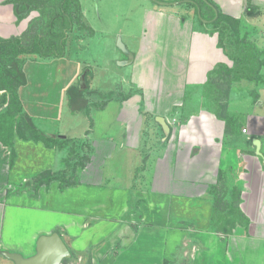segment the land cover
<instances>
[{
    "label": "crops",
    "instance_id": "obj_1",
    "mask_svg": "<svg viewBox=\"0 0 264 264\" xmlns=\"http://www.w3.org/2000/svg\"><path fill=\"white\" fill-rule=\"evenodd\" d=\"M152 1L155 4L144 8L142 12V20L146 23V27L138 49L133 51L130 45L123 42L120 37L117 41L121 44L118 45L119 48L131 54L133 58L129 62L133 68L138 69V73L136 69L134 70L133 80L136 82L135 85L143 89V98L139 95L132 96L133 94L124 98L123 92H120L122 90L109 92V100L112 99L120 104L114 111L113 122L119 126L117 134L82 138L83 146L89 147L88 152L85 151L83 154L89 159L78 171L77 183L60 189L58 188L60 181L53 179L47 186L43 184L38 187L36 197L41 199V192L45 193V188H53V191H50L48 196L45 194L44 197L48 201L51 197L55 199L59 194L64 195L67 200V209L58 207L59 209L56 210L58 205L50 207L63 215H70L73 209L71 205V209L68 205L77 200L78 193L75 190L79 192L84 188L88 193V195L79 194L82 196L83 203L78 208L82 211L85 209V202L91 198L89 191L105 185L107 191L114 193L112 197L108 196L109 203H106L105 208L113 209L112 212L117 213L116 216L121 215L115 222L118 224L123 222L127 214L136 213H128L135 211L133 206L136 197L133 198V195L129 193L126 197L120 198L115 195L116 191L125 186L124 192L133 189V192H136L135 195L137 193L151 195L152 206L158 207L157 202L162 199L166 202L170 201L168 212L158 207L160 209L158 211L162 210L166 213H162L164 216L158 213L153 216L154 221L150 218L145 221L152 224L150 227L154 232L158 230V224L167 227L166 222H168L169 227L165 229L168 233L165 234L158 230L160 235L157 238L172 239L169 237L170 232L178 234V231L185 230H175L170 223L178 222L177 224L180 225V221H185L188 215L186 207L192 205L199 207L205 202L213 204L214 198L209 190L212 185L218 184V171L221 169L225 171V183H229L225 193L227 197L224 200L230 202L234 198L235 191L239 192V212L237 213L244 219V223L241 225L235 220L230 226L231 232L222 233L227 234L225 244L217 245L225 247L226 264H264V80L256 83L244 78L240 81H231L225 108L216 111L217 107H213L211 99H207L208 97L204 94V88L220 65L225 64L229 68L233 66V60L236 59L234 55L236 53L227 52L230 55L226 53L220 43L218 33L210 32L211 29L205 27L211 26L216 16L213 19L203 18L204 20L199 23V13L196 17L188 14V10H193L194 14L196 9L187 4L189 1ZM210 2L216 5L223 14L239 20L240 31L242 34L246 33V36L249 35L248 44L257 48L260 54L262 53L259 56L264 58V0H210ZM207 4L212 7V4ZM209 6H202L199 10L202 13L206 12ZM24 20L25 18L17 22L12 4L7 3L6 0H0L1 37L20 35L26 28L18 31V27ZM90 29L94 32L91 27ZM246 53L244 52V55ZM63 61L65 65L61 67L62 72L64 75L70 74L71 76L69 82L61 90L64 95L70 82L79 76L80 63L78 65L76 59L72 58L67 60L65 58ZM262 74L264 75V66ZM26 76V84L20 86L18 91L23 109L34 118L48 117L45 114L48 110H41L42 104L45 103L43 96L47 93L41 88V84L33 86L29 83L28 75ZM40 77L44 79L43 76ZM61 99H63L61 104L63 101L66 102L64 96ZM140 103H144V107L140 106ZM148 113L151 114L150 118ZM176 123H178L177 126ZM35 124L41 128L36 122ZM157 126L164 134L162 137L159 136L158 143L153 140L154 136L149 140L147 134L148 130L157 132ZM59 132L57 133L59 136L68 137ZM122 132L124 134L121 135ZM257 140L261 155L257 153L255 144ZM12 143L14 157L16 154L17 158L15 160L18 166L16 170L13 169L14 159L11 161L10 145L0 140V251L29 256L35 252L34 243L36 244L37 238L51 231L48 228H38L28 241V250L24 249V252L10 250L8 246H12L13 243L8 242L6 235L3 236L8 225L7 221H10L14 215H9L10 208L29 206L20 200V192L27 191L28 186L31 188L27 181L42 171L31 172L25 168V164L17 165L19 152L22 151L24 155L25 152L35 154L37 151L52 153L54 161L47 169L54 171L59 168L58 163L56 165V159H58L56 151L59 150L48 148L40 141L21 139L17 134L12 136ZM140 149H146L143 156L148 157L147 150L152 152L154 163L149 165L152 167L151 170L148 169L150 174L147 170L138 173L135 170L136 167L134 169L131 166L128 158H119L120 166H115V170L109 168L106 162L107 159H114L115 153L120 154V152L127 151L130 155ZM106 171L111 173L106 174ZM136 185L137 188H135ZM11 191L15 193L12 195ZM32 191L34 193L33 189ZM123 198H125L124 201ZM159 217L162 219L160 220ZM104 218L112 217L110 214L107 215L106 211L101 219ZM58 225L61 224L58 222ZM62 225H65L67 229V226L70 227L72 223L64 222ZM115 230L117 231V227ZM200 230L195 232L196 236H200ZM59 234L63 236L62 233ZM113 235L110 234L109 238ZM115 238L118 240L117 234ZM140 238L143 240L142 237ZM154 239L149 241L152 246L156 240ZM1 260L4 264H14L12 260L3 258L0 254Z\"/></svg>",
    "mask_w": 264,
    "mask_h": 264
},
{
    "label": "rangeland",
    "instance_id": "obj_2",
    "mask_svg": "<svg viewBox=\"0 0 264 264\" xmlns=\"http://www.w3.org/2000/svg\"><path fill=\"white\" fill-rule=\"evenodd\" d=\"M80 3L84 10L83 16L87 27L82 26L79 29L77 24L73 27L72 31L68 34L66 52L63 57L40 58L36 54H22L19 56L23 61L22 68L25 75H28L29 83H32L33 86H39L41 84V88L47 93L43 96L45 103L42 104L41 110H48V113H45L48 117H33L36 119L34 122L50 136L55 137L60 131L59 133L72 139L68 141L66 145L64 144L61 146V148L58 149L59 151H56L58 158L56 159V165L58 163L57 166L59 168L54 170L56 173L63 170V173L69 174L70 176L72 174L71 170L73 168V163L76 162V155L85 151L88 152L89 150L88 146L82 145V138L88 136L94 138L96 135L117 134L119 130V126L113 121L115 117L114 111L117 110L120 104L112 99L109 100V92H118V90H122L123 93L129 95L133 94L132 96L139 95V97L142 96L143 98V89L139 88L137 84H134L136 82L133 80V74L136 68H133L129 62L132 61L133 58L131 54L119 48L120 46H118L119 44L117 41L120 37L123 42L130 45L133 51L138 49L141 41L140 39L144 37V28L146 27V23L142 20L143 9L152 7V5L155 4L152 0H80ZM52 7V11L55 12V6L52 5ZM44 9H42V11L49 17L51 13L48 10H51V8ZM187 9L190 8L187 7ZM41 13V9L39 8L31 11L28 17L25 18V22H21L22 27L19 26L18 31L27 27L28 22L34 17H39L40 23L44 27L48 18L45 15H41ZM188 14L196 17V12L194 11L193 14V10H188ZM202 15L204 17L209 16L211 19L215 18L210 10L204 11ZM203 18L201 19L204 20ZM219 19L218 22H220L221 25L214 22L211 26L205 27L218 33L221 40L220 43L224 47L226 53L232 52L233 54L235 52L239 54L240 47L244 46L245 52L255 57L250 61L251 68L244 70L242 64L236 62L233 67H229L231 73H227L224 78L227 81L231 80L232 75L233 81H240L243 78L250 81V76L254 77L258 75V73H254V69L259 65V52L257 51L255 53L254 51L256 50H250L251 46L247 42L249 40V35L246 36V33L242 34L239 20L237 26L238 32H236V34L231 29V19H223V17ZM223 23L227 24L226 28L222 25ZM88 25L94 32H92ZM147 34L150 37L148 31ZM65 58L66 60L68 58L76 59V63L78 65L80 63L79 76L70 83L74 85L77 84L78 90L83 92L84 99L88 102L86 107L87 110L84 109L79 112L69 110L65 92L64 95L61 92L62 88L71 78V76H69L70 74L64 75V72H62L61 67L65 65L63 61ZM225 67H227L225 64L220 65L217 72L213 74L214 76L212 78L210 77L207 86L204 88V94L208 97L207 99H211L213 107H217L216 111L219 110L218 105L221 103L220 98L227 97L225 90H222V87H220V82L216 81V76H220L219 73H225L223 71ZM262 69L263 67H259L260 75L263 77ZM136 70V73H138V69ZM139 72L142 73L140 70ZM89 73H91V75ZM40 76H43L44 79L42 80ZM1 84L0 81V86ZM27 88L30 89L29 86H27ZM19 89L20 87L18 91ZM3 90L4 89H0V93ZM63 96L66 102L63 101V104H61L63 100L61 97L63 98ZM140 106L144 107V103H140ZM14 110L15 107H13L11 112H6L7 114H5L6 119H12L11 125H16L14 118L17 117V113H15L16 111ZM150 116L151 114L148 113L149 118ZM177 125L178 123H176V126ZM86 131L88 132L85 133ZM148 132L149 140L154 136L153 140L157 143L160 141V137L164 136L159 126H157V132L156 130L155 132L153 130H148ZM122 134H124V132H122L121 135ZM150 134L152 136H150ZM145 150L146 149H140L139 151L137 150L130 153V155L127 151L120 152V154L115 153L113 156V158H115L110 160L107 159L106 162L109 168H114L113 170H115V166H120L119 158H128L131 166H133L134 169L136 167L135 170L138 171V173H142L146 170L148 171V169L151 170L152 167H149V165L154 163L151 151L148 152L147 150L148 157L151 155L149 159H147V155L143 156ZM21 152H19V162L17 165L25 164V168H28L31 172L34 170H36L34 172L40 170L44 171L48 166L53 164L54 161L52 153L46 154L37 151L35 154L25 152L24 155ZM27 155H29V158ZM13 159V162L17 159L16 154ZM14 164L15 167H13V169L16 170L18 167L16 166V161ZM81 168L82 166L77 162L75 168L76 178ZM148 172L150 174V171ZM110 173L106 171V174ZM224 174L225 171L222 178L219 175L217 180L218 184L215 185L217 187L218 197L221 198V203L223 201H225V203L228 202L224 200L227 197L225 193L227 192L229 184L225 183ZM62 180L69 181L67 178ZM71 180L73 179H70V181ZM137 187L136 185L135 188ZM124 188L125 186L116 191L117 193H115V195L120 198L126 197L129 193V195H133V198L136 197V199H134L135 205L133 206L135 211L128 212L136 213L132 215L127 214L123 222L115 224V222L118 221L117 218H120L121 215L116 216L117 213L115 214V212H112L113 209L108 207L105 208V206H107L106 203H109L107 201L108 196L112 197L114 194L112 191H107L105 185L89 191L91 198L85 202L86 206L82 211L78 208L80 207L79 205L83 203L82 196L79 194L88 195V193L84 188L79 192L75 190L78 195H76L77 200H75L73 204L68 205L69 208L71 205L73 209V213L70 212V215H63L61 212L59 213L55 211L54 208L50 207L51 205H58L56 210L59 208L67 209V200L64 195L59 194L55 199L51 197L48 202L44 195L46 194L48 196L49 192L53 191V188H45V193L42 191L41 199H38L36 197L37 190L33 193L32 189L28 186L27 191L25 190L26 192H20V200L29 204V206L24 208L16 207V209L11 207L9 211V215H14L10 221H7L8 225L5 228L6 231L3 236L6 235L8 242L14 245H9L8 248L14 251L22 250L21 252H24V249L28 250L29 239L36 233V230L41 227L42 229L48 228L51 232L58 230L59 233L63 234L61 237L71 252L70 257L63 258L62 261L65 264H226L225 247H220V245L218 246L217 244H225L227 234L222 233H230L232 230L230 226L235 220L240 222L241 225L244 223V219L237 213V207L233 205L228 208V206H226L221 210L213 207V204H207V202L199 207L195 205L186 207L188 211L186 220L180 221V225L177 224L178 222L170 223V226L174 227L175 230H185L178 231V234L170 232L169 237L172 239L165 237L157 238V236L160 235L158 230L165 232V234L168 233L165 231V229L169 227L168 222H166L167 227H162L161 224L157 226L156 222H154L158 229L154 232L150 227L152 224L145 220L150 218L154 221L155 219H152L154 215L156 216L158 213L166 214L162 210H158L162 207L168 212L170 201L166 202L163 199L160 200L157 202L158 208L155 207V205L152 206L150 203V201H152L150 200V198H152L151 195L147 196V194L144 193H137L135 195L134 193L136 192H133V189L129 192H124ZM11 192L12 195L15 193L14 191ZM34 199L37 200L35 201ZM124 200L125 198H123V201ZM30 201L32 202L31 204ZM111 202L113 205V198ZM106 211L107 215L110 214L112 218L101 219ZM159 219L161 220L162 218L159 217ZM62 220L72 223V225L70 227L67 226L66 229V226L62 225L64 223ZM58 222L61 225L57 226ZM116 227L117 231L115 230ZM199 229H201L199 232L200 236H196L195 232ZM110 234H114L112 238H109ZM115 234H117L118 240L115 238ZM162 235L164 236V234ZM152 236L153 238H151ZM223 236H225V238H223ZM140 237H142L143 240ZM153 239L155 241L152 246L150 242ZM0 254L3 258H7L3 252L0 251ZM2 260L0 264H4ZM5 262L8 263L6 260Z\"/></svg>",
    "mask_w": 264,
    "mask_h": 264
},
{
    "label": "trees",
    "instance_id": "obj_3",
    "mask_svg": "<svg viewBox=\"0 0 264 264\" xmlns=\"http://www.w3.org/2000/svg\"><path fill=\"white\" fill-rule=\"evenodd\" d=\"M6 2L12 4L14 14L17 17V22L28 17L31 11L38 8L41 9V15L46 16V13L42 11V9L51 8V10H48L51 15H49V17H47L48 15L46 16L48 19L44 27L41 25L39 17H34L28 22L26 29L20 35H11L9 37L0 36V81L2 83L0 89H4L0 93V140L10 145L12 161L14 158L12 143L13 134H17L18 137L24 140L31 139L34 142L40 141L46 147L56 149H60L61 146H63L64 144L66 145L68 141L72 140L70 139V137H62L59 136V134L55 135V137L46 134L43 129L39 128L35 124L34 118L23 109L18 94V88L22 85H25L27 80L22 68L23 61L21 60V58H19V56L22 54H36L40 58L63 57L66 52V42L69 36V32L72 31L73 27L76 24L78 25L77 27L79 29L82 26H86V24L83 20L82 8L79 0H6ZM207 3L212 4L210 0H190L187 3L188 5L194 6L196 8V15L198 13L201 15L198 17L199 22H201V18L204 17L202 15V11L200 10L202 6H209ZM52 5L55 6V12L52 11ZM209 10L211 11V14L213 16H216L213 24L214 22H217V24L221 25V23L218 22V20H220V17H223V19L227 18L228 20L231 19L232 21L230 22V25H232V31L235 33L238 32L237 19L223 14L221 10L214 4H212V7L209 6ZM204 18L208 19L209 16ZM222 25L226 28L227 24L223 23ZM210 32H213V30H210ZM250 50H256L254 51L255 53L258 51V49L253 46L250 47ZM239 51V54H235L236 59L233 60V65H235V63L237 62L238 64H242L244 70H246L247 68H251L250 61L255 58L254 55H248L247 53L244 55V46H241ZM259 55H262V53L260 54L259 52ZM258 61L259 65L254 69V73L256 72L258 73V75L254 77L250 76L249 78L250 81H253L255 83L263 82V77L262 75H260L259 67L261 68L264 66V58L259 57ZM223 71L225 73H219L220 76H216V81L220 82V87H222V90H225V92L227 93L229 85L233 80L232 75L231 80L227 81L224 78L227 73H231L230 68L225 67ZM78 89L79 88L77 84H71L66 88L65 91V95L67 97V105L69 109L74 112H78L84 109L87 110L86 107L88 102L84 99L83 92ZM120 92L122 93V91ZM122 94L124 98H127L129 95L125 93ZM225 98L226 97L220 98L221 103H219L218 105L219 110H224L226 102ZM13 107H15L14 111H16L15 113H17V117L14 118V122H16V125H11L12 119L10 120L5 118V114L11 112ZM88 159L89 157L83 153L76 155V162L73 163L71 176L69 174L63 173V170H61L59 173H56L50 169H46L35 174L30 181H27V183L31 185V188L34 191H36L38 187L43 184L47 186L53 179H57L60 181V189H63L67 185H74L78 181L75 172L76 163L79 162V164L83 167ZM223 173L224 171L220 169L218 171V177L220 175V177L222 178ZM66 178L69 179V181L62 180ZM70 179L73 180L70 181ZM209 192L214 198L213 207H215L216 209L219 208L222 210L225 206H228L229 208L233 205L238 208L239 192L237 190L235 191L234 198L227 203H225V201H223L222 203L220 202L221 198L218 197V191L215 185H212V189L210 188ZM62 264L65 263L62 261Z\"/></svg>",
    "mask_w": 264,
    "mask_h": 264
},
{
    "label": "water",
    "instance_id": "obj_4",
    "mask_svg": "<svg viewBox=\"0 0 264 264\" xmlns=\"http://www.w3.org/2000/svg\"><path fill=\"white\" fill-rule=\"evenodd\" d=\"M255 144L257 153L261 155L258 140ZM3 253L14 264H62L63 258L70 257V251L57 231L40 235L36 240L35 252L29 256L8 251H3Z\"/></svg>",
    "mask_w": 264,
    "mask_h": 264
},
{
    "label": "built area",
    "instance_id": "obj_5",
    "mask_svg": "<svg viewBox=\"0 0 264 264\" xmlns=\"http://www.w3.org/2000/svg\"><path fill=\"white\" fill-rule=\"evenodd\" d=\"M243 131H246L245 129H243Z\"/></svg>",
    "mask_w": 264,
    "mask_h": 264
}]
</instances>
